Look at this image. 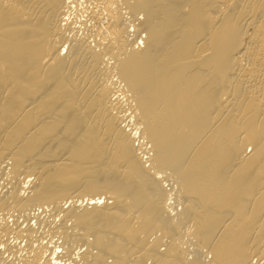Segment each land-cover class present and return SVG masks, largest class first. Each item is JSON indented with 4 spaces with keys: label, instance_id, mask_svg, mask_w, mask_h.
Instances as JSON below:
<instances>
[{
    "label": "bare ground",
    "instance_id": "1",
    "mask_svg": "<svg viewBox=\"0 0 264 264\" xmlns=\"http://www.w3.org/2000/svg\"><path fill=\"white\" fill-rule=\"evenodd\" d=\"M70 1L0 0V164L11 161L14 183L0 213L83 197L52 231L68 256L85 241L77 264H255L264 254V0H103L113 36L102 50L67 40ZM105 55L147 160L117 114ZM164 173L178 188L174 215ZM22 174L35 177L30 190ZM18 223L1 222L0 240L21 235ZM187 244L212 259L191 257Z\"/></svg>",
    "mask_w": 264,
    "mask_h": 264
},
{
    "label": "rangeland",
    "instance_id": "2",
    "mask_svg": "<svg viewBox=\"0 0 264 264\" xmlns=\"http://www.w3.org/2000/svg\"><path fill=\"white\" fill-rule=\"evenodd\" d=\"M75 1V2H74ZM72 3V4H71ZM70 4L72 5V7H71V9L69 8V12L68 11H66V16H64V18H65V20L66 21H64L63 23L64 24H67V25H64V27H65V31H66V37H67V40L68 41H77V40H86L85 42L86 43H88L89 42V44H91V45H96L95 47H97V45L99 46V42H100V45H101V43L103 44V45H101L102 47L104 46V45H106L107 43H109L110 42V40H112V36H111V34H110V24H111V22H112V18H111V15H110V13L106 10V9H104L105 8V4H104V1L103 0H71L70 1ZM120 4V6H118V12L119 13H121L122 12V14L124 15V17H125V19H126V21H127V23H128V25L130 26V28H128V29H130L131 31H129V33H130V35L128 34V36H130V37H128V38H130V39H135V36H137V38H136V41L138 40V42L140 43V44H138L139 45V48H141V46L143 47V39H141V38H144V36H145V33L144 32H141V33H139L140 34V36H141V38H140V36L139 35H136L138 32H137V30L136 31H134V29H133V27L134 28H136L135 26H133L132 24V21L131 20H133L132 18L134 17V16H132V14L131 13H128L129 11L125 8V5L124 4H122V3H119ZM122 4V5H121ZM122 6H124V8L122 7ZM124 11H123V10ZM84 10V11H83ZM73 13H72V12ZM89 11V12H88ZM125 14H124V13ZM87 13V14H86ZM130 14V15H129ZM127 15V16H126ZM130 17V18H129ZM138 17L140 18H142L143 17V14H139L138 15ZM67 18V19H66ZM127 18H128V20H127ZM141 18H140V20H141ZM130 19V20H129ZM68 20V21H67ZM67 22V23H66ZM69 24V25H68ZM127 25V26H128ZM128 26V27H129ZM133 26V27H132ZM72 31V32H71ZM133 31H134V33H136V34H134L133 35ZM96 32V33H95ZM91 34V35H90ZM103 34H105V35H103ZM85 35V36H84ZM133 35V36H132ZM71 36V37H70ZM87 36V37H86ZM107 36H109V37H107ZM111 36V37H110ZM139 36V37H138ZM74 37H76V38H74ZM103 37V38H102ZM73 39V40H72ZM94 39V40H93ZM96 40H98V41H96ZM108 40V41H107ZM65 44L67 43V41L65 40V42H64ZM97 43V44H96ZM105 43V44H104ZM64 44V49H63V54L65 53L66 54V51L68 50V48H67V46H69L70 44L69 43H67L66 45ZM138 45H136L137 47L136 48H138ZM98 48V50L100 49V50H102V48H100V46L99 47H97ZM109 56V55H108ZM107 55H105L104 57V61L102 60V62L104 63H102V66L103 67H105L106 69L108 68H110V66H111V70L112 69H114V68H112V67H114V65L115 64H113L114 63V60H112V59H110L111 57L109 56L108 57ZM109 61V62H108ZM110 61H111V63H110ZM108 62V63H107ZM106 64V65H105ZM110 64V65H109ZM107 65H109L108 67H107ZM105 68H103L104 70H105V72L106 73H109L108 74V76H106V78H108L109 77V79H110V81H112V80H114V82L112 81V85L115 83V85H113V88H114V90H113V92L112 93H114L115 95H114V97H113V99H115L114 101H115V106L117 105L118 106V108H117V106H116V108L118 109L117 110V114H119V116H121V117H123L122 118V125L127 129V131H129L130 130V132H134L135 134H136V140H135V146L136 147H138V151L142 154V156H144V160H145V158H146V160H147V156H149V154L146 152V150L144 149H142L143 148V146H142V141H140V137H139V133H138V131H137V129L136 128H134V127H136L134 124H135V118H133V116H132V112H131V110H130V107H129V99H128V97L125 95V93L123 92V91H121L122 89H121V87H120V84L118 83V77H116V75H115V72H113L114 70H112V72H111V70L109 71V72H107L106 71V69ZM113 73V74H112ZM107 75V74H106ZM115 76V77H114ZM111 77V78H110ZM114 77V78H113ZM116 80V81H115ZM117 82V83H116ZM115 86V87H114ZM117 91V92H116ZM123 92V93H122ZM123 94V95H122ZM118 95V96H117ZM124 96V97H123ZM127 97V98H126ZM126 98V99H125ZM127 99H128V101H127ZM118 101V102H117ZM116 102H117V104H116ZM120 102V103H119ZM120 106V107H119ZM116 110V109H115ZM121 110V111H120ZM116 112V111H115ZM130 113V114H129ZM125 117V118H124ZM128 119V120H127ZM131 121V122H130ZM132 124V125H131ZM129 126V127H128ZM137 132V133H136ZM139 139V140H138ZM140 142V143H139ZM141 145V146H140ZM145 147V146H144ZM142 150V151H141ZM144 151V152H143ZM138 152V153H139ZM143 152V153H142ZM147 154H146V153ZM7 162L4 164L3 163V165L4 166H2V164H0L2 167H3V169L5 168V170L3 171V170H1L0 172V184H1V186H0V197L2 196V195H5L8 191H6V187L9 185L7 182L9 181V183H10V185L8 186L9 187V189H7V190H11L12 188V183H13V178H12V175H11V172H9L10 170V167H11V161H9V160H6ZM8 162H10L9 164H10V166H9V164L7 165V163ZM148 162V161H147ZM151 163L150 162H148V163H146V165L148 166V167H150L149 165H150ZM9 166V168L7 167L6 168V166ZM0 166V167H1ZM1 167V168H2ZM0 168V169H1ZM3 171V172H2ZM6 171V172H5ZM7 172H9L8 174H7ZM4 173H6V175L7 176H5V174ZM4 174V175H3ZM165 174V175H164ZM163 174V176H164V179H165V177L166 178H169V179H165V180H162V184L165 186V184L167 185V186H165V188H166V190H167V192L170 194V196H169V201L167 202L168 203V205H169V207L171 208H169L170 209V213L171 214H173V213H177L178 211L180 212V210H181V208H182V206L178 203V198H176V194H174V192L176 193V190H177V192H178V188L176 187V186H174V182H173V180H172V178H170L171 176H168L167 174L168 173H164ZM161 175V174H160ZM10 176H11V180H10ZM22 177H20L21 178V181H23V183H24V180L26 179V176H27V174H22L21 175ZM168 176V177H167ZM25 177V179L23 180V178ZM29 177V179L27 178L26 180H25V183H27L28 185H26L25 183L23 184L22 182H21V185L23 184L24 186H26L27 188L30 186L29 184H31V183H33V182H35V177L33 178V176L30 178V176H28ZM2 178V179H1ZM5 178V179H4ZM7 178H9V180H7ZM5 181H4V180ZM161 179H163V177L161 176ZM170 179L172 180V181H170ZM31 181V183L29 182V181ZM3 181L4 182H6V184L5 183H3ZM27 181V182H26ZM33 181V182H32ZM169 181V182H168ZM167 182V183H166ZM14 184V183H13ZM2 185H3V187H5V190H4V188L2 187ZM23 185H22V190L24 191L25 190V188L26 187H23ZM31 186H32V184H31ZM172 188H171V187ZM21 187V186H20ZM26 188V190H30V188H28L27 189ZM170 188V189H169ZM175 188V189H174ZM4 191V193H3V191ZM28 190V191H29ZM174 190V191H173ZM6 191V192H5ZM171 191V192H170ZM173 195V196H172ZM76 196H78V195H76ZM75 196V197H76ZM79 197H77V198H69V202H67V200L65 201V202H63L62 203V206H60V208L59 207H54V205L52 206V205H46V207H45V210H44V208L42 209V207L40 208L39 206L38 207H36L35 209L33 208L31 211L32 212H35V213H33V214H29L30 213V210L29 211H27L26 213H25V215H24V213L21 215V212H20V214H19V212H18V216L16 217V215H17V211H6V213H8V214H6L5 212H4V214H3V212L2 213H0V224H1V222H2V224H1V226H4V224L3 223H5V222H7L10 226H12L13 224V227H15V226H18V225H16L15 223L17 222H19L18 224H19V227H21L22 228V231H23V233L21 234V235H19V236H17L16 235V233L15 232H13V233H11V235H10V233L8 234V235H10V236H8L7 235V238L9 237L10 239H8L7 241H8V243H5L4 241H1L0 240V264H47V261H48V259H51V260H53V261H57V262H59V263H62V264H75L76 262H79V260L78 259H80V258H78V257H80L81 255H79L80 254V252L81 251H84V248H85V246L87 247V245H86V243H85V241H81V242H83V243H78V244H75L76 246H78V248L77 247H75V249L73 248V249H71L70 251L72 252H68L69 253V256L71 255L72 257H74L75 259H72L71 257H69L68 256V254H66L67 252H66V250L63 248V245L61 246V244L63 243V241L61 242V240L62 239H58L59 237H57L56 235L57 234H54L55 233V231H54V233L52 232L55 228H54V226L56 225V223H57V221L58 222H61L62 221V219H63V214H64V210H66L67 208H69L71 205H70V200H71V204H73L75 201H76V199H78ZM83 198V197H82ZM82 198L80 197L79 199H78V201L76 202L77 203V205L78 206H81L82 205V203H81V201H82ZM75 200V201H74ZM79 200H80V202H79ZM175 200H176V202H175ZM74 201V202H73ZM109 202H110V204L113 202L112 200H108ZM107 200H106V202H108ZM67 202V203H66ZM73 202V203H72ZM69 203V204H68ZM80 203H81V205H80ZM84 203H86V202H84ZM172 204V205H171ZM67 205V206H66ZM180 205V206H179ZM53 207L54 209L52 210V208H50V207ZM48 207V208H47ZM64 207H67V208H64ZM39 208H40V210H39ZM46 208H47V210H46ZM55 208H57V209H55ZM174 208V209H173ZM62 209V210H61ZM178 211H177V210ZM35 210V211H34ZM42 210H44V211H42ZM51 210H52V212H51ZM54 210H55V212H54ZM174 210V211H173ZM60 211V212H59ZM177 211V212H176ZM31 212V213H32ZM41 212V213H40ZM44 212V213H43ZM45 212H46V214H45ZM62 212V213H61ZM10 213H11V215H10ZM13 213V214H12ZM14 213H15V217H13L14 216ZM51 213H52V215H51ZM58 213V214H57ZM1 214H3V215H1ZM6 214V215H5ZM48 214V215H47ZM50 214V215H49ZM55 214V215H54ZM57 214V215H56ZM28 215V216H27ZM38 215H40V217H38L37 218V216ZM174 215V214H173ZM2 216V217H1ZM4 216V217H3ZM10 216V217H9ZM61 218H59V217ZM13 217V218H12ZM28 217V218H27ZM30 217V218H29ZM35 217V218H34ZM52 219H51V218ZM37 218V219H36ZM43 218H44V220H43ZM26 219V220H25ZM31 219V220H30ZM33 219V220H32ZM40 219V220H39ZM46 219V220H45ZM53 219H55V220H53ZM52 220H53V222H52ZM22 221H24V222H26V223H24V222H22ZM46 221V222H45ZM48 221V222H47ZM14 222V223H13ZM20 222H22V223H20ZM29 222H30V224H29ZM38 223V224H37ZM45 223V224H44ZM54 223H55V225H54ZM69 223H71V222H69ZM28 224V225H27ZM41 224H43V225H41ZM59 224V223H58ZM30 226H32V229L34 228V227H36V228H34L33 230H36V231H33L34 233H32L30 236H28L26 233V231H25V228L27 229L28 227H30ZM37 226H38V228H37ZM51 226V228H49ZM41 227V228H40ZM51 230V231H50ZM39 232V233H38ZM160 234V233H159ZM13 235V236H12ZM54 235V236H53ZM157 235H158V233H157ZM49 236V237H48ZM53 236V237H52ZM12 237V238H11ZM153 237H154V235H153ZM32 240H31V239ZM53 240V241H52ZM58 240V241H57ZM49 241H51V242H53V243H51V242H49ZM60 241V242H59ZM4 242V243H3ZM44 242V243H43ZM58 242V243H57ZM34 243V245H32ZM40 243V244H39ZM58 245H57V244ZM61 243V244H60ZM29 244V245H28ZM83 244V245H82ZM36 245V246H35ZM46 245V246H45ZM57 247H56V246ZM74 245V246H75ZM82 245V246H81ZM164 245V244H163ZM163 245H162V247L161 248H163ZM194 245V244H193ZM35 246V247H34ZM39 246V247H38ZM43 246H45V247H43ZM50 246V247H49ZM53 246V247H52ZM187 246H189L188 244H187ZM195 246V245H194ZM192 247V244H190V246H189V248H188V250L190 249V251H189V255L191 256V252H193V254H192V256L194 257L195 255H198L199 254V256H202L201 257V259L203 260V258H204V261H206V262H208V261H210V259H212V257L210 256V252L209 253H207V249H205V248H198V252H200V253H198L197 254V247H196V249L194 250L193 248H195V247ZM43 249H42V248ZM47 247V248H46ZM164 247H165V245H164ZM38 248H39V251H43V253H42V251L41 252H39L38 251ZM46 248V249H45ZM57 248V252H56V249ZM77 248V249H76ZM194 250H192V249ZM30 249V250H29ZM36 251H35V250ZM41 249V250H40ZM53 249H54V252H55V254H54V252H53ZM83 249V250H82ZM164 249V248H163ZM205 249V250H204ZM85 250H86V248H85ZM202 251V253H201V251ZM207 250V251H206ZM27 251V252H26ZM37 251L39 252V253H37ZM66 252V253H65ZM74 252V253H73ZM194 252H195V254H194ZM206 252V253H205ZM42 253V256L40 255ZM48 253V254H47ZM63 253V254H62ZM71 253V254H70ZM82 253V252H81ZM33 254V255H32ZM35 254H36V256H35ZM38 254V255H37ZM53 254V255H52ZM66 255V257H65V255ZM11 255V256H10ZM27 255V256H26ZM28 255H30V256H28ZM61 255V256H60ZM205 255H206V257H205ZM264 255V254H263ZM262 255V256H263ZM15 256V257H14ZM39 256H40V258H39ZM50 256V257H49ZM52 256V257H51ZM60 256V257H59ZM191 256V257H192ZM262 256L261 255H259V256H256V258H255V256L253 257V260H254V262H252V263H255V264H264V258H262ZM22 257H24V258H22ZM31 257V258H30ZM35 257H37V258H39V259H37V258H35ZM54 257V258H53ZM61 257H63V258H61ZM68 257V258H67ZM264 257V256H263ZM27 258V259H26ZM56 258H60L59 260L58 259H56ZM66 258H67V260H66ZM206 258V259H205ZM26 259V260H25ZM55 259V260H54ZM65 262H63L62 260ZM208 259V260H207ZM41 262H40V261ZM75 260V261H74ZM78 260V261H77ZM252 260V261H253ZM16 261H17V263H16ZM22 261V262H21ZM13 262V263H12ZM15 262V263H14ZM40 262V263H39ZM73 262V263H72ZM77 264V263H76Z\"/></svg>",
    "mask_w": 264,
    "mask_h": 264
}]
</instances>
